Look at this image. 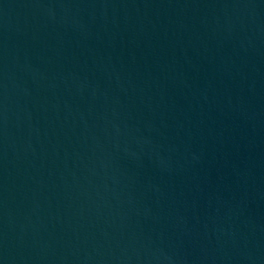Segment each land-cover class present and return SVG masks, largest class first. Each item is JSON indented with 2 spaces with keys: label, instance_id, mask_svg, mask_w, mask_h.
Listing matches in <instances>:
<instances>
[{
  "label": "water",
  "instance_id": "1",
  "mask_svg": "<svg viewBox=\"0 0 264 264\" xmlns=\"http://www.w3.org/2000/svg\"><path fill=\"white\" fill-rule=\"evenodd\" d=\"M0 264H264V0H0Z\"/></svg>",
  "mask_w": 264,
  "mask_h": 264
}]
</instances>
